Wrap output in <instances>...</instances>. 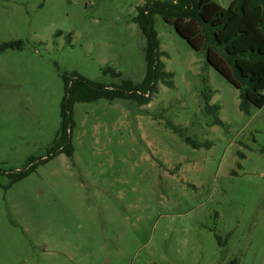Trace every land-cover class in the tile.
I'll return each instance as SVG.
<instances>
[{
  "label": "rangeland",
  "instance_id": "rangeland-1",
  "mask_svg": "<svg viewBox=\"0 0 264 264\" xmlns=\"http://www.w3.org/2000/svg\"><path fill=\"white\" fill-rule=\"evenodd\" d=\"M148 1L0 0V43H25L0 54V264H264V107L242 112L239 91L160 15L174 86L160 83L146 106L74 103L73 158L43 162L65 73L143 80L147 41L134 19ZM205 87L224 127L205 110Z\"/></svg>",
  "mask_w": 264,
  "mask_h": 264
},
{
  "label": "trees",
  "instance_id": "trees-1",
  "mask_svg": "<svg viewBox=\"0 0 264 264\" xmlns=\"http://www.w3.org/2000/svg\"><path fill=\"white\" fill-rule=\"evenodd\" d=\"M138 10L134 22L147 41V68L143 80L134 82L123 79L122 74L112 68H106L103 75H110L119 82L102 83L87 80L77 73H65L63 79L67 95L62 105V125L49 150L50 156L43 162L50 160L57 152L73 158L74 148L69 132L73 128L71 110L74 103L122 99L146 106L158 92L160 83L174 86V74L166 71L161 61L164 53L160 51L161 42L154 29L155 15H160L166 23L172 25L192 49L203 55L207 63L239 91L242 112L248 114L251 107H264V0H233L228 8L213 0H151ZM61 35L63 32L56 34ZM66 38L71 43V34ZM24 47L22 40L0 43V54L7 50H22ZM214 94L209 87L201 91L205 110L215 118L214 125L224 127L219 117L220 108L211 104ZM173 129L187 143L199 147L196 141L185 137L181 129L175 126ZM34 167L32 165L26 172L10 175L12 183L26 178L34 171Z\"/></svg>",
  "mask_w": 264,
  "mask_h": 264
}]
</instances>
